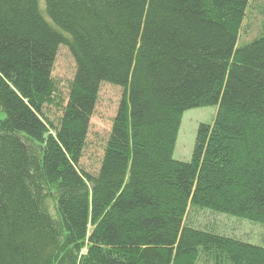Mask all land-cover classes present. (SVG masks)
Listing matches in <instances>:
<instances>
[{"label":"trees","instance_id":"16d2710c","mask_svg":"<svg viewBox=\"0 0 264 264\" xmlns=\"http://www.w3.org/2000/svg\"><path fill=\"white\" fill-rule=\"evenodd\" d=\"M251 4L0 0V264H264V245L193 220L264 225V33L241 42ZM62 47L76 66L66 97ZM106 83L124 94L90 173ZM210 105L192 159L175 158L184 113Z\"/></svg>","mask_w":264,"mask_h":264},{"label":"rangeland","instance_id":"374dc122","mask_svg":"<svg viewBox=\"0 0 264 264\" xmlns=\"http://www.w3.org/2000/svg\"><path fill=\"white\" fill-rule=\"evenodd\" d=\"M264 1L252 0L244 22L241 42H249L255 36L264 33ZM76 70L74 59L68 48L62 47L57 56L54 78L59 92L68 94L70 83ZM124 89L106 83L100 91L99 102L92 118L90 131L81 159V167L90 173H97L105 153L107 141L112 130L113 119L123 98ZM218 112L217 106L197 107L184 113L179 130L174 157L190 161L193 156L197 134L202 123H213ZM58 107H50V115L57 117ZM199 226L214 229L221 234L233 236L251 243L264 245V225L235 216L201 210L193 216Z\"/></svg>","mask_w":264,"mask_h":264}]
</instances>
